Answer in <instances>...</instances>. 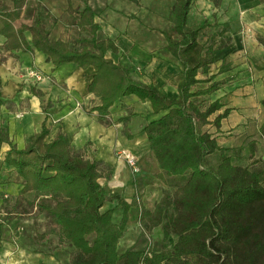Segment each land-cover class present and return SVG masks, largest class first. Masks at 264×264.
<instances>
[{
    "label": "trees",
    "instance_id": "1",
    "mask_svg": "<svg viewBox=\"0 0 264 264\" xmlns=\"http://www.w3.org/2000/svg\"><path fill=\"white\" fill-rule=\"evenodd\" d=\"M28 1L0 0V35L5 37L0 64L13 50H20L42 53L53 68L68 62L91 67L88 91L98 103L90 110L105 123L110 107L123 97L135 95L149 101L153 113L160 115L142 131L158 167L155 176L167 188L152 209L140 206L137 199L129 203L100 183L110 177V167L76 148L64 132L47 142L49 129L43 123L18 148L8 128L0 126V170L15 173L21 185L13 204L4 200L0 209L12 216L35 207L49 223L41 237L54 234L71 247L69 264H264V166L261 158H255V142L249 139L238 148H226L208 129L211 124L218 130L231 110L217 112L220 101L205 97L220 86L208 72L216 44L222 48L231 42L226 33L229 27L209 35L208 44L203 45L199 32L213 24L189 25L187 15L194 0H173L170 26L162 33L166 50L182 67V79L178 96L170 98L154 85L134 80L129 67L108 57L118 47L113 38L101 33L88 0H79L81 8L68 0L70 24L89 35L73 42L51 37L60 18L40 2L32 5L29 23L17 24ZM256 38L264 45L263 37ZM199 74L206 77L201 79ZM201 83L206 86L198 87ZM260 103L264 107V98ZM261 130L264 133V125ZM242 151L248 160L245 165L237 163ZM131 207L139 210L143 232L160 226L161 249L118 251ZM117 210L120 216L115 219Z\"/></svg>",
    "mask_w": 264,
    "mask_h": 264
},
{
    "label": "crops",
    "instance_id": "2",
    "mask_svg": "<svg viewBox=\"0 0 264 264\" xmlns=\"http://www.w3.org/2000/svg\"><path fill=\"white\" fill-rule=\"evenodd\" d=\"M142 1L136 5L129 0H108L101 8L103 22L108 28L98 21L92 0H88V5L96 12L95 20L103 28L104 35L113 38L118 47V51L109 52L108 57L129 67L134 80L152 84L168 97L176 98L182 67L166 50L167 42L162 31L170 26L168 14L166 20H161V24L154 27L152 34L161 39L163 54L146 57L144 52L149 49L147 39L152 35L147 37L141 26L148 25L147 21L153 16L140 6ZM45 3L55 17H59V14H53L55 9L66 10L68 6V0H46ZM79 5L82 7L80 1ZM133 8H137L139 13L128 22L127 15H131ZM201 12L205 16H201ZM195 14L202 19L194 20ZM187 21L189 25L203 21L213 24L199 32L198 41L203 45L208 44L209 35L229 27L226 33L231 37V42L222 48L216 44L214 63L208 72L209 75L214 74V80L219 81L220 86L205 97L210 102L216 99L220 101L221 108L217 112L225 108L231 110L221 120L218 130L211 124L208 129L226 148L235 149L244 144L247 138L253 139L255 158H261L264 166V155H257L260 145L257 135L264 137L261 130L264 107L260 103L264 98V45L256 38V35L264 38V4L258 0H194ZM4 41L5 37L0 35V54ZM131 64L135 68L130 67ZM30 71L39 73L44 79L38 81L30 77ZM92 73L91 67L83 69L70 62L53 68L38 51L28 53L13 50L0 64V126L8 128L18 148H22L28 137L39 131L43 123L49 129L45 138L47 142L52 141L59 132H64L76 148L86 150L94 159L110 167V177L100 181L107 192H116L129 203L134 199L139 202V196L142 202H147L151 194L156 193L158 183L155 174L158 167L142 128L160 114L153 113L149 101L128 95L110 107L108 123L99 121L97 112L90 110L98 103L88 91ZM198 77L204 79L206 76L199 74ZM204 86L206 83L198 84V87ZM32 89L39 94L32 92ZM118 148L137 155L138 172H133L115 156ZM5 149L7 146L3 147ZM241 155L243 157L240 158L246 159L245 151ZM2 178L1 181L6 183L10 181V185L15 182L18 188L15 194L18 195L21 188L19 181L12 180L9 173ZM158 200L153 201L150 208L146 202L142 205L152 209ZM134 208L129 209L127 225ZM32 259L36 261L35 264H54L52 258L45 256H33Z\"/></svg>",
    "mask_w": 264,
    "mask_h": 264
},
{
    "label": "rangeland",
    "instance_id": "3",
    "mask_svg": "<svg viewBox=\"0 0 264 264\" xmlns=\"http://www.w3.org/2000/svg\"><path fill=\"white\" fill-rule=\"evenodd\" d=\"M45 1L46 0H29L21 18L16 23L19 24L21 22H30V10L32 5H34L36 2H40L42 7L48 10ZM172 1L173 0L142 1L140 6H142V8L147 11L148 15L153 16L147 21L148 25L145 26L142 24L141 26V30L146 31L147 37L153 34L155 29L154 27L161 24V20H166ZM92 2L97 10L98 21L103 22L104 15L101 13V8L104 7V4H106L108 0H92ZM72 5L75 7H81L78 0H72ZM203 9L204 8H202V10ZM138 13L139 10L137 8H133L131 15H127L129 18L128 22L131 18L135 17V15H138ZM53 14H59L60 22H58L51 29L52 38H61L63 40L73 42L77 37H89V35L86 33H79L76 27L72 24H61L62 22L64 23V21L69 22L70 20V16L67 14L66 10L57 8L53 11ZM202 15L205 16L203 12H201V16ZM192 17L193 16H191V19H193ZM198 19H202V17H199L197 14H195L194 20ZM103 25L105 28H108L106 23L103 22ZM166 25V28H168V23ZM126 30L128 31V26H126ZM101 33L104 35L103 28ZM147 41L149 49H147L146 53L144 52L146 57L151 58L154 55L163 54L161 51V39H158L156 34L149 37ZM130 67L135 68V66L132 64ZM257 138L260 143V145L257 147V155L260 157L261 155H264V137L263 135H257ZM247 140H249V138H247L245 142ZM241 157L243 156L241 155ZM213 160L214 158H212V161ZM237 163L245 165L248 163V161H246V159L240 158V160H237ZM6 173L7 171L5 168H3L2 171L0 170V207H2L4 200L8 201L9 206L12 205L16 196L15 193L18 190L15 182L10 185V181H8V183L1 181V179H3L2 177H6ZM10 176L12 180L16 182L18 181V177L15 173H11ZM156 181L158 183V186L155 188L156 193L153 192L147 202H142V199L139 196L140 206H143L142 204L146 202V206L150 208L153 201L161 197V191L164 188H167V186H165L158 178ZM114 203H107L104 209L114 206ZM146 206L144 207L148 208ZM119 216L120 212L117 210L115 213V219H118ZM48 224L49 223L44 218V216L37 213L35 207L31 211L24 214H13L12 216H10V214H5L3 209H0V264H35L36 261L32 259L33 256H45L48 259L52 258L54 264H69L68 261L71 251L70 246H68L66 243L59 242L58 237L54 234H48L41 237V233L46 229ZM161 246L162 232L160 226L153 228L150 233L143 232L139 219V210L134 208L132 217L129 220V224L126 226L125 232L118 242V251L123 252L126 249L132 247L136 249L158 250L161 249ZM2 252H4V254ZM1 258L3 261H1Z\"/></svg>",
    "mask_w": 264,
    "mask_h": 264
},
{
    "label": "built area",
    "instance_id": "4",
    "mask_svg": "<svg viewBox=\"0 0 264 264\" xmlns=\"http://www.w3.org/2000/svg\"><path fill=\"white\" fill-rule=\"evenodd\" d=\"M30 77H34L36 80L40 81L44 79V76L40 75L39 73H36L34 71L29 72ZM115 156L118 159L123 160L133 172H138L139 167H138V157L137 155L129 152L128 150L124 148H118L115 150Z\"/></svg>",
    "mask_w": 264,
    "mask_h": 264
}]
</instances>
